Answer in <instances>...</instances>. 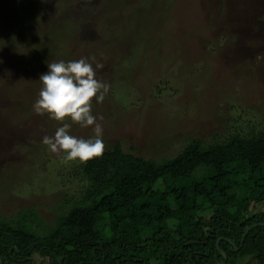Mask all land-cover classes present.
Here are the masks:
<instances>
[{"label":"rangeland","instance_id":"obj_1","mask_svg":"<svg viewBox=\"0 0 264 264\" xmlns=\"http://www.w3.org/2000/svg\"><path fill=\"white\" fill-rule=\"evenodd\" d=\"M207 5H216L215 18L209 16L212 12L207 14ZM140 26L150 29L156 39L141 56L148 62L156 56L162 63L153 80L158 85L147 96L144 76H136V90L124 80L132 69L127 58L143 47L132 39L118 43L116 32L133 30L134 35ZM227 26L238 33L236 41L228 37ZM204 34H212L207 47L198 39ZM194 43L204 54L188 59L184 49H194L188 46ZM81 57L90 58L94 68L102 64L96 78L113 91L92 107L93 115L103 117L98 122L105 147L118 141L136 154L168 155L178 152L189 137L208 140L232 123L245 133L264 130V0H0V214L4 217L32 207L45 225H53L64 198L73 201L82 189V180L67 177L81 161L65 160L41 142L62 122L37 114L32 107L47 62ZM69 131L85 139L94 135L92 126L76 123ZM43 226L37 228L41 233ZM249 261L239 263L257 264Z\"/></svg>","mask_w":264,"mask_h":264},{"label":"trees","instance_id":"obj_2","mask_svg":"<svg viewBox=\"0 0 264 264\" xmlns=\"http://www.w3.org/2000/svg\"><path fill=\"white\" fill-rule=\"evenodd\" d=\"M207 6L215 18L216 5ZM225 29L236 41L233 27ZM116 32L118 43L132 39L143 47L127 58L132 69L124 80L136 90V76H144L145 96L153 93L161 59L148 62L141 54L155 36L142 26L134 35ZM210 35L198 36L201 46L207 47ZM194 45L184 49L188 59L204 54ZM234 125L208 140L189 137L168 155L136 154L118 141L105 147L101 156L68 170L67 177L83 186L73 201L60 203L53 225H45L32 207L0 214L2 263L213 264L223 260V251L224 264H264V130L245 133Z\"/></svg>","mask_w":264,"mask_h":264},{"label":"clouds","instance_id":"obj_3","mask_svg":"<svg viewBox=\"0 0 264 264\" xmlns=\"http://www.w3.org/2000/svg\"><path fill=\"white\" fill-rule=\"evenodd\" d=\"M101 67L96 63L94 68L90 58L85 57L58 60L47 62V70L39 76L41 88L33 110L62 122L41 142L51 152L61 153L65 160L83 162L101 156L105 150L103 129L98 122L103 117L92 112L93 102L101 103L109 91V85L96 78V69ZM69 121L80 127L92 126L94 135L85 139L70 134Z\"/></svg>","mask_w":264,"mask_h":264},{"label":"water","instance_id":"obj_4","mask_svg":"<svg viewBox=\"0 0 264 264\" xmlns=\"http://www.w3.org/2000/svg\"><path fill=\"white\" fill-rule=\"evenodd\" d=\"M253 225H248V226H246L245 227V230H244V234L249 230V228L250 227H252ZM219 239H217L216 240V245H217V241H218ZM222 253H223V260L222 261H220V262H215V263H213V264H224L225 263V260H226V254L222 251ZM0 264H3L2 263V260L0 259Z\"/></svg>","mask_w":264,"mask_h":264}]
</instances>
